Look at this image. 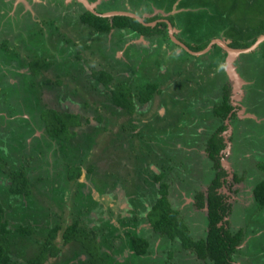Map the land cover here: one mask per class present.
<instances>
[{
	"label": "rangeland",
	"instance_id": "obj_1",
	"mask_svg": "<svg viewBox=\"0 0 264 264\" xmlns=\"http://www.w3.org/2000/svg\"><path fill=\"white\" fill-rule=\"evenodd\" d=\"M39 1L45 2V5L51 6L52 9L57 6L64 10L66 8L74 11L82 10L79 0H0V39L7 38V36L14 34L18 28H22L25 30L21 38L22 43L16 41V34L11 40L12 43L16 42L17 45L21 43L24 47L23 51L30 56L37 52H41L39 55L44 56L46 54L49 56L50 51L46 52V50L52 44L53 46L49 50L53 49L56 52V60L58 61L65 56V54L61 56L58 49L63 42L61 40H59L60 44L57 42V37L62 35L60 32L70 34L79 28H75V30L73 26H68L69 22L61 17L52 18L55 21L51 22V16L47 17L43 14L45 8L40 4L34 5V2ZM110 1L88 0L87 2L90 6L98 9L104 8L105 5H107V9H111L115 1H111L109 4ZM168 1L166 0L167 4L161 3L160 15H168L173 12L177 15L178 21L184 19L183 10L187 9L177 7V0L171 4ZM214 2L219 7L216 8L217 11L214 9ZM32 5L34 6L32 7ZM168 6L170 11L167 9ZM128 7H130L129 4ZM194 7L197 10H193V14H204V18L208 17V19L202 23L194 24L191 40L205 38L210 32H214L216 33L214 38H220V41L226 43L230 41L231 36H238L240 30H242V36L246 38L257 26H259V31L256 36L264 33V20H262L264 19V0H209L204 2L200 0L195 3ZM28 9L37 12L38 22L31 21L29 13L25 12ZM127 11L132 12L131 10ZM151 11L152 13H150ZM151 11L144 10L143 12L145 15L153 17L156 10ZM213 18L218 20L217 24H210ZM58 26L59 28H57ZM246 27L252 31L243 30ZM55 29L57 31L53 32ZM179 31L181 32L180 28ZM84 33L87 32L80 29L78 35L73 34L76 41L69 42V48L74 51L80 50L82 58L86 57L85 51L94 52L92 57L96 58V62L89 58H86V62H82L83 64L79 62L83 71V76H80L81 85L87 86V79H89L88 75L91 70L98 68L108 72L119 68L122 71L121 76L126 75L135 78L132 84L134 92L138 88L144 87L147 80L152 81L161 74H164V77L160 79L159 91L154 93L152 101L143 105H136L133 114L121 112L117 115L110 112L109 107L111 106L101 108L107 100L103 93L99 95L92 91L86 94L82 92L81 96L74 97L69 88L73 87L75 80H71L69 76L68 81H66L67 78L61 73L60 76L64 78L65 83L60 85L61 87L52 85L54 94H50L48 89L42 87L44 90L42 94L46 98L50 97L53 100L51 104L57 108L61 104L56 95L58 94V87H60L59 92L63 88L67 90V98L77 102V107L80 108L85 118H80V126L71 128L76 132V135L70 139V146L65 147L67 148V151L65 150L67 155L64 157L58 154L59 158L56 156L54 159L53 151H57L55 147L53 146V149L48 152L40 145L41 153L36 152L35 155L32 154V159L28 158L30 145L33 143L30 135L23 140L22 146L19 144L21 148L17 144L16 150L10 148L8 152L10 155H5L10 157L16 152L15 157H23L25 163L30 164L34 157L40 161L42 159V167L37 168V174H40L42 179L36 180L33 176L30 177L35 181L31 180L30 195L27 197L11 195L9 192L5 196L6 192L3 190L7 187H4V184L8 185L10 181L5 174L6 172L0 173V204L5 210L3 215L9 219L12 226L27 220L26 223L31 229L29 234H21L17 230L12 231L9 254L13 264H26V261L35 255L40 249V244L44 242L45 230L56 223L60 225V229L57 231L54 244L58 246L59 252L56 256L48 255L42 264H90L88 259L90 255L80 241L64 244L61 238L65 226L70 224L74 217L80 215L81 219H79L78 224L83 229L94 227L95 231H98V226L101 225L104 233L107 229L112 228L114 229L113 233L117 232L115 236L119 235L122 238H124V232L130 228L129 225L125 224L126 218L136 216L141 220L133 226L135 231L137 230L135 233L149 239V249L146 255L132 254L127 248L116 253L117 249L105 244L104 241L100 244L94 242L92 247L94 246L96 257L99 259L98 264H212L210 261L197 259L192 251L183 249L177 240L170 241L153 233L147 221L143 220L149 205L157 196V183L151 177L157 173L158 169L165 170L164 181L169 186L167 198L171 206L179 211V215L187 224L192 238L203 236L206 230V210L195 207L192 195L198 188L206 187L204 184L208 180L204 177L211 172L203 148L208 136L214 131V129L212 132L210 130L211 122L217 121L216 118L212 117L213 119H211L207 115L214 102L220 98V91L213 88V84L216 82L214 79L219 80L217 84L229 83L234 104L238 105V102H243V105L248 106L249 110H253L252 105L256 104L257 109L264 110V73L259 81H256L257 76L253 80L250 75L246 74L249 70L245 69L248 58L246 57L241 61L237 59L239 71L237 64L234 63L235 56L231 63L233 70L240 76L238 81L228 71H225L226 75L223 72V74L215 75L212 66L208 67L210 64H206V62L211 63L208 59L210 56L208 52L199 55L201 62L190 60V56L186 54H179L175 57L172 56V53H175L177 47L168 40L163 41V46L166 48L165 53L168 52L167 57H163L161 52L157 53V49L156 51L150 50L151 46L148 45V41L143 40L149 50L146 49V54L141 55L139 72L134 66L136 64L135 57L128 65L113 58L112 53L116 48V43L109 40V35H96L95 38L92 36L91 47L86 48L82 39ZM117 35L118 37L121 36V34ZM263 45L262 47L260 45L255 46L250 50H254L255 56L253 57L256 60L259 57L261 62L264 60ZM114 53L116 56L121 55V48L116 49ZM124 53L126 56L128 55L127 51ZM135 56L139 57L136 54ZM10 58H14L16 64L25 62L24 58L19 59V57H14L8 53L4 54V62ZM203 58L205 61L202 60ZM66 60L67 58H63L62 63H65ZM164 60H166L164 65L157 66L158 62ZM9 64L12 66V62ZM224 68H226V64ZM158 69L161 71L159 75L157 74ZM261 69H264V66L258 64L257 72ZM52 70L51 64L45 74L52 77ZM250 73L254 74L255 71L252 70ZM211 74V77L208 76ZM22 76L19 86L24 87L25 93L30 90L35 92L41 90L40 86L38 88L40 74ZM66 76L68 75L66 74ZM18 79V75L8 74L6 71L3 83H7L5 81L17 82ZM177 84L179 88H177ZM254 87L258 88V91L260 88L258 100L253 98L250 93ZM10 99L14 100L13 97ZM27 101L28 98L25 97L24 102ZM83 101H86L88 106H83ZM28 104H31V101ZM93 105L101 109L99 111L108 119L107 121L103 120L96 123V118L93 117L95 113L92 112ZM243 105L237 111L238 116L240 118L253 116L252 112H244L245 107ZM72 107L74 108V106ZM18 108H20L19 104H17ZM197 111L202 112L199 114L201 118H197ZM16 116L17 114L14 117L17 118ZM183 116L192 122L190 128H184L179 124V119H182ZM86 117L89 118L90 122L86 121ZM10 120L0 117V128L6 129ZM12 120L15 121V119ZM260 120L263 122L264 119ZM134 121L139 122L136 124L143 132V137L139 138V141L135 136L129 138L127 131L119 129L121 124H134ZM244 123L247 126L242 125L240 121L233 126L235 132L233 141L236 145L232 152L231 147H227L223 159H226L229 165L233 160H236L233 165L236 164L234 166L239 168L238 171L243 169L246 176L243 177L244 181L236 187L238 186L239 198L245 203L251 202V195L248 194L253 184L252 181L258 175L264 176V171H259L256 164V162L264 159V123L260 129H258V125V128L254 126L258 123L252 119H246ZM230 131L231 128L228 127L225 130L226 133L223 132V136L228 139ZM248 150L249 152H245ZM230 153L231 156L229 157ZM63 158H66V161L67 159L79 160L82 169L80 181L84 182V186L78 183V179L65 180L66 170ZM0 161L3 164V161ZM222 163L225 162L222 160ZM12 164L13 161H8L7 164L4 162V168H14ZM228 169L231 170V167ZM205 170L208 172L205 173ZM255 170L258 171L257 175ZM229 193H232L233 196L237 195L233 193V190ZM244 203L236 201L233 204L228 226L231 229L242 227L246 231V227H248V229L251 228L252 232L247 233L245 241L239 247L241 249L235 253L234 257L237 256L240 264H264V208L260 209L257 205ZM96 239L99 240L100 236L97 235ZM123 241V239L120 240L115 237L112 243L120 245ZM101 257L104 259V263H102Z\"/></svg>",
	"mask_w": 264,
	"mask_h": 264
},
{
	"label": "trees",
	"instance_id": "obj_2",
	"mask_svg": "<svg viewBox=\"0 0 264 264\" xmlns=\"http://www.w3.org/2000/svg\"><path fill=\"white\" fill-rule=\"evenodd\" d=\"M174 1L176 0H169L168 3L171 4ZM198 1L200 0H177V7L187 9L185 11L183 10L185 17L182 20L178 21L177 15L175 13L168 14V19L170 23L174 24L176 20L182 26V29H184V31H187L190 34L189 37H191V34L194 33V31H192L194 29V24L202 23L203 21L208 19V17L206 16V19L204 18V14H193V10L189 9L191 6L194 7L195 3H197ZM202 1L204 2L209 0ZM127 2L130 5L127 10H135L138 12H141L143 9L151 11L155 9V7L161 8L162 2L167 4L166 0H127ZM214 6L215 11H217L216 8L219 7L215 5V2ZM104 8L102 7L100 10L102 11L110 9H107V5H105ZM169 8L170 7L168 6L167 9ZM145 13L147 14V12ZM150 13H152V11ZM154 15L155 16L153 17L149 16L151 18L148 17L145 20L157 19V13H155ZM78 18H80L83 23L90 25L96 30L102 31L104 34L107 33L110 28L113 27L116 29L127 27L130 30H135L137 33H141L146 37H149L152 33L159 34L162 31L164 32L163 35H165L164 27L166 26V23L164 21H157L152 26H149L142 24L137 19L129 15L121 14L111 17L110 24L108 19L99 17L85 8L81 12V14H79ZM217 22L218 20L216 18H213L210 24H217ZM161 27H163V29H161ZM258 29L259 26L254 28L253 31L250 28H244L243 30L252 31L250 34L247 35L246 38L242 36V30H240L238 36L243 38V41L237 39L238 36H234L230 46L237 48L248 46L249 44H251V42H253L255 35H257L256 33L259 31ZM56 31L57 29H55L53 32ZM59 39H61V37H59ZM208 40L209 37L197 42L196 45L192 48L194 50L202 49L207 45ZM261 43L259 45L262 47L264 43ZM62 49L63 50L61 51L64 52L63 54H65V56H63L62 59L58 61L55 59L56 62L45 61L44 56H39L40 58H36L34 59V61L31 60L29 62H26V65L28 66L31 75L40 74L42 70L48 69L52 64L55 76L53 79L49 78L51 79L50 85L55 84L57 86H62L65 83V80L64 78H62V76H60V73L64 74V77L66 78L72 76V79H74L75 82H77L78 79L80 80V76H83L82 68L81 66H79L80 56L74 52L75 56L73 57L72 53L74 50L70 49L68 45H65ZM253 52L242 53L240 54L238 59L241 61L242 59L247 57L248 61L245 65V69L255 71V75L259 80L261 79V75L264 73V69H261L259 72H257V68L258 64L262 67L264 66V60L262 62L261 60H259V58L256 60L255 57H253ZM212 54L215 56L216 51L212 52ZM63 58H67L65 63H62ZM222 58L223 55L219 56V60L215 58V60L217 61L216 64L222 63ZM53 62L55 63L53 64ZM234 63L238 65L237 60H235ZM66 74L68 76H66ZM90 74L91 80L93 81H91V84H87L88 87L83 84L81 86L82 90L79 91L78 94L76 93V95L81 96L82 92L86 94L90 93L91 91L96 92L99 95L103 93V95L106 96L107 100L110 101V104L116 106L109 107L110 112L112 114L117 115L121 112H126L129 114L133 112L135 101L141 104L150 101L154 96L159 81H161L160 79L164 77V74H161L159 77L157 76V78L153 79L152 81H146L144 87L138 88L137 91L134 92L132 86H128L127 84L121 82L115 84L114 87H111L110 84H112V79L115 76V74H112V72H108L102 68H98L92 69ZM26 76L29 75L26 74ZM43 78L45 79L48 77ZM125 79L129 80V78ZM34 82L36 83V80H34ZM38 85L40 86L39 82ZM60 87H58V90H60ZM74 88L69 89L70 91H73ZM220 91V98L219 100L214 102V105L211 108V112L212 115L217 116L220 120H223L224 118H226L229 112H231L233 107L229 101V87L223 84ZM257 91L258 89L256 88V93L260 92V88L259 91ZM35 94L38 96V92H35L33 90H30L28 91V93H26L28 97ZM83 106H88L86 101H83ZM119 108L121 110H119ZM92 112L95 113L93 117L96 118V121L98 123L102 122L103 120H108L103 115H101L98 110L96 111V108H93ZM231 115L232 118H234L235 114L231 113ZM78 118V114H73L71 111L57 112L54 109H49L47 113H43V119L45 123L44 132L46 134V137L45 135H43L44 139L34 140V142L30 145L28 158L32 159V154L35 155L36 152L41 153L40 145H42L44 149L48 152L49 150H52L54 146L57 150L53 151L55 154L54 159L56 158V156L57 158H59L58 154H60L61 157L67 155V148L65 147L70 146L69 141L76 134V132L71 128H75L80 125ZM17 123L18 125H15L14 128H11L9 130V139L17 142L18 145L21 144L22 146L24 135L25 133L31 130V127H28L27 123H24L23 118L17 119ZM135 128L136 126L132 123H129L128 125L121 124L119 127L120 130H125L130 135L135 133L134 131H131V129ZM136 134L141 135V130H139V132ZM223 145L224 144L222 142V137L219 136L216 131L212 132L211 135L208 136L206 143L204 144L206 155L212 162L211 172L207 173V175L204 177L206 180H208V193L206 198H204L202 193H197L195 195L196 206L198 208L202 207L205 204V201L207 204L208 229L204 238L194 240L190 235L188 226L183 221V219L178 216V211L170 206V203L167 199V184L166 182H164L165 173L162 171L160 173L154 174L151 177L153 181L158 185L156 190L157 196L149 205L147 212L143 217V220L149 223L151 229L154 232L163 235L165 238L171 241L177 240L183 249L193 248L199 258L205 260L207 259L212 264H236L233 254L236 253L237 247L242 243L245 234L243 233L242 229H238L235 232H231L227 227L224 226L226 222L222 221L223 215H225L229 210V206L225 204V201L222 199V196L219 193L217 194L216 191V189L221 186V184L225 181L226 171L224 168L221 167L219 160V151ZM1 152L3 151L1 150ZM5 155L7 156V154ZM63 159L65 163L64 167L66 170L65 180L71 181L74 179H78V183L84 186V182L80 181L82 170L79 160L77 159V161L74 159H67L66 161V158ZM39 166L42 167V159L40 161V159L37 160L34 157L30 165L29 163H26V169L24 167L18 170L13 169L8 175V177L10 178V183L8 184L7 188L9 193L11 195H22L26 197L30 195V185L32 182L31 180L33 179L28 176L27 172L29 171V168H32V170L35 172V175L33 177L36 180H40L42 179V177L40 174H37V168ZM257 167L264 170V161L257 162ZM235 179H239L237 175H235ZM253 193L257 203L260 206H264V179L254 185ZM4 213L5 210L0 204V264H13L9 254L11 245L10 235L12 231L17 230L21 234H29L31 232V229L26 223L27 220L26 222L23 220L22 222L24 223L19 222L18 224H16V226L10 225L9 219L6 218L5 215H3ZM140 220V218L133 216L131 218H126L125 224L132 225L133 228V226L137 225L138 221ZM78 221V217H75L70 224L65 226L64 230L61 233L62 242L65 244L72 241H80L87 250L88 254L90 255L88 258L90 264H98L97 261L99 259L98 257H96L97 255L94 251V246L92 247V243L96 242L100 244L102 243V241L106 242L107 236L104 235L112 234L114 229L112 230V228H109L106 230L105 233L101 231V229L99 230V232H97V230L95 231V229H92L89 233V231H85L82 227L79 226ZM219 222H221L220 225L218 224ZM59 229L60 225L56 223L45 230L46 237L44 239V242L40 244V249L37 250L35 255L26 261V264H42L43 261L48 257V255H57V253L59 252V248L57 245L54 244V239ZM131 230L132 229L127 230V233L129 235H127L126 237L128 238L127 240H124L122 244L124 246H128L129 249L132 250V253L135 255L146 254L149 247V241L145 237L137 235L135 231H132V234H130ZM97 235L101 237L103 236L104 238L102 237V239L98 241L96 239ZM101 260L103 263L104 259L102 257Z\"/></svg>",
	"mask_w": 264,
	"mask_h": 264
},
{
	"label": "flooded vegetation",
	"instance_id": "obj_3",
	"mask_svg": "<svg viewBox=\"0 0 264 264\" xmlns=\"http://www.w3.org/2000/svg\"><path fill=\"white\" fill-rule=\"evenodd\" d=\"M79 2L82 5V10H79L78 9V11H74L72 9H67V8L64 10V9L59 8L57 6L53 7V9H52L51 6L45 5V2H43V1L34 2V5L40 4L41 6H43L45 8V10H44L45 13H43V14L45 16H47V17L51 16V22H54L55 21L52 18L55 19V18L61 17L64 20H67L69 22V25L68 26H71V27L73 26L74 29L75 28H79V30L82 29V30L86 31L87 33H84V37H82L83 42H84V47H86V48H90L91 47V43L93 42L91 40V37L92 36L95 38L96 35H105V36L109 35V40L116 43L115 50L121 48V55H119V56H116V54L114 53L115 50H113V53H112L113 58L115 60L121 61L123 64H126L127 63V65H128V64H131V62L133 60V57H135L136 58V64L134 66H135V68H137L139 70V72H140L141 55L146 54V52H145L146 49L149 50V47L146 45V43H143V40L148 41V45L151 46V49L150 50L156 51V49H157V53H160V52L163 53V55H162L163 57H165V56L167 57L168 56V52L165 53L166 52V48L163 46L164 45L163 44V41L165 42L166 40H168L169 42H171L172 45H175L177 47V50H175V53L174 52L172 53L173 54L172 56H175V57L178 56L179 54H186L187 56H190V60H192V61L193 60H195V61H198L199 60V62H201L199 55H201V54H203L205 52H208V54H210V56L208 57V59L210 60L211 63L206 62V64H210L208 67L212 66V70H214L213 72H214L215 75L216 74H221L222 72L225 73V71H228L226 68H224V65L225 64H226V67H227V56H228V51L224 47V45L225 46H228L230 48H235V49L237 48V47L230 46L231 45V42H232V40L234 38V36H231L230 41H227L226 43H224V42L220 41V38H217V37L214 38V35L216 33L210 32L207 36H205V38H202V39L199 38L198 39L199 41H201V40H204V39H206V38L209 37V40H208L207 45L205 47H203L202 49L194 50L192 47H194L196 45V43L199 42V41L198 40H195V41L194 40H191L190 37H189L190 34L187 31H184V29H182V26L175 19H174L175 20V23L174 24H171L170 21H169V19H168V15H160V14H157V19L145 20L146 18L149 17V15H145L144 12H143L144 10H142L141 12H138V11H135L134 10V11H132L133 14H131V15H129V14H123V15H129V16L135 18V19H137L136 16H138L139 18H142V20H143V21H139L137 19L139 22H141L144 25H149V26H152L157 21L158 22L159 21H164L166 23V26L164 27L165 28V35H163L164 32L162 31L159 34L158 33H155V34L152 33L149 37H146V36L142 35L141 33H137L135 30H130L127 27H124V28H121V29H116V28L113 27V28H110L109 31L104 34L102 31L96 30L95 28L91 27L90 25L83 23L80 20V18H78L79 14H81V12L83 11V9L84 8L85 9H88L93 14H95V15H97L99 17H103V18L108 19V21H109L110 24H111V17H113L115 15L116 16L117 15H121V14H112L110 11H113V10H111V9H109V10H102L101 11L97 7H93V6L90 7L89 6L90 4L88 2H87L88 5L84 4L80 0H79ZM34 5H32V7ZM25 12H28L29 13V16H30L31 21H33V22H38L39 21V17L37 15V12L36 11H32L31 9H28ZM107 12H110V14H108ZM153 16H155V15H153ZM149 18H151V17H149ZM57 28H59V26ZM179 28H180L181 32L179 31ZM161 29H163V27H161ZM79 30H77L76 32H71L70 34L67 33V32H61L62 35H59L57 37L58 44H60V41L59 40L63 41L62 44H61V46L58 48L60 50V55L61 56L64 53V52L61 51V50H63L62 48L65 45H68L69 46V42L75 40V38L73 37L74 36L73 34H77L78 35L79 34ZM19 32H21V33H19ZM24 33H25V30H23L22 28L21 29L18 28V30L15 31L14 34L7 36V38H4L3 37V38L0 39V117H4L5 119H11L10 122H9V124L6 126L7 127L6 129H1L0 128V160L3 161V164L0 161V169L2 168V170L0 171V173L3 174V173L6 172L5 174H6L7 177L11 173V171L13 169L18 170V169H21L23 167L26 169V163H25L26 161L23 160V157H19V156L18 157H15V153L16 152L13 153L12 156H10V157H6L5 156V154H7V156L10 155L8 153L9 150H10V148H14L16 150V146L18 144L17 142L9 139L10 138L9 130L11 128H14L12 126L18 125L17 119L23 118L24 119V123H27V126L28 127H31V130L29 132L25 133L24 139L25 138H28V136L30 135L32 137L31 140H33L32 142H34V140H42L43 135H45V137H46V134L44 132L45 131V123H44V119H43V113H47V111L49 109H54L57 112L71 111L73 114H78V117H79L78 119H79L80 125H81V119L80 118H83V119L85 118L82 115L80 108L77 107V102H73L72 100H70V99L67 98L68 91L65 90L64 88L60 92L57 89L58 94H56V95L59 97L60 102H61L60 107H58V108L55 107V106H53V104H51L53 100H51L50 97L46 98V96H44V94H42L43 91H44L42 89L43 86H44L45 89H48L49 90L50 94L51 93L54 94V89H53L52 85H49L50 80L53 79L54 76H55V72L53 70L51 72L52 77L47 76L45 74V72H47V69L42 70L41 71L42 73L40 72V75H41V78L42 79L41 78L39 79V83H40V86H41V90L38 92V96L35 94V95H32L31 98H30V96L28 97V95H26V93L24 92V87L19 86V84H21L20 83V79L23 78L22 75H24V73H25V75L27 74L29 76H37V75H31V73H30V71L28 69V66L26 65V62H29L31 60L34 61V59H36V58L43 57L42 55H39L41 52H37L35 55L30 56V55H27V53L25 51H23L24 50V47H22V45H21V43H22L21 38H22V35ZM115 33H116V35H114ZM15 34H16V41H20L21 42L20 45H17L16 42L15 43H12L11 42V40L13 39V36ZM18 34H21V36H18ZM117 34H121V36L118 37ZM258 36L255 35V38H254L253 42H251V44H249L248 46H246V47H239V48H249V49L247 51H242V52H239V53L235 54L236 60L239 58L240 54L246 53V52H253L254 50L253 51H250V50H252L255 46H259V44L261 43V41L260 42H257ZM59 37H61V39H59ZM140 37H142L143 40H139ZM238 37H237V39L243 41V38H241V37L238 38ZM84 39H85V41H84ZM263 40H262V42H263ZM52 46L53 45L50 44L49 47L46 50V52L50 51V55L47 56L46 54H44V57H45L44 60L45 61L51 62L52 59H57L56 58V56H57L56 52L53 49L49 50L50 48H52ZM125 51H127V53H128L127 56L124 53ZM214 51H216L215 56L212 54V52H214ZM74 52L77 53L80 56L79 62H81V63L82 62H86V58H89L91 60H95V62H96V58L95 57H92L93 56L92 54L94 52H87V51H85V56H86L85 58H82V54H81V51L80 50L73 51V53H72V56L73 57L75 56V53ZM6 53L11 54L14 57L17 56V57H19V59H23L24 58L25 59V62H21V63L16 64L14 58H10V60H7V62H4V60H5L4 59V54H6ZM135 54L138 55L139 57H136ZM170 54H171V52H170ZM253 54L255 56V52H253ZM221 55H223V58L221 59L222 60V63L216 64L217 61L215 60V58L217 60H219V56H221ZM204 59L205 58H203L202 60H204ZM165 61L166 60H164L163 62H158L157 63V66L160 67V66L164 65V62ZM214 61H215V63H214ZM9 62H12V66H10ZM248 64H250V63H248ZM237 67H238V65H237ZM220 69H221V71H220ZM237 69L239 70V67ZM114 70H115V73H114ZM114 70L113 71H110V72H112V74H115L114 78L112 79V84H110V86L111 87H114L115 84H118V83L121 82V83L127 84L128 86H132V89H133V85L132 84L135 81V78L133 79V78H130L129 76H126V75H122L121 76V72L122 71H120L119 68L117 70L116 69H114ZM6 71H7L8 74L18 75L19 76L18 81L17 82L16 81H14V82L5 81L7 83H3V77H4V74H5ZM251 71L252 70L247 71L246 74L250 75L252 77V79L255 80L256 75H254L255 73L254 74L253 73H250ZM160 72L161 71L158 69L157 70V74L159 75ZM236 74H237V72H236ZM90 75L91 74L88 75L89 79H87L88 84H91V76ZM117 75H118L119 78L117 77ZM225 75H226V73H225ZM208 76L211 77L212 74L211 75H208ZM43 77H48V78H45L44 79ZM70 77H71V80H74V79H72L73 78L72 76H70ZM49 78H51V79H49ZM125 78H129V80H126ZM239 79H240V76H239ZM78 80H77L78 83L74 81L73 87H70L71 89L75 87L73 89V91H70V89H69V91L71 92V94L74 97L75 96H78V95H76V93L78 94V92L82 90L81 89V86L82 85L80 83V80L79 81ZM214 80L216 82L213 84V88L218 89V91L221 90L223 84L229 87V101H230V103H231V105L233 107L232 110H231V112H229V114L223 120H220L217 116L212 115L211 110H209V112H207V115H209L211 117V119H213L212 117H214V119L215 118L217 119V121L215 120V122H211V125H210L211 126V128H210L211 132L214 129V131H216L218 133V135L222 137V142L224 144L222 146V148L220 149V151H219V154H220L219 160H220L221 167L224 168L225 171H226L225 181L221 184V186H219L216 189V191H217V194L219 193L222 196V199L225 201V204L229 206L228 212L225 215H223V218H222V221L223 222H226L224 226L227 227L231 232H235L238 229H242L243 230V233L245 234L244 235V238H243V241H242V243H243L245 241L247 235H248L247 233L252 232L251 228L248 229V227H246V229L248 231L247 232L242 227H238L236 229H231V227L229 228L228 225H229V216H230L231 211L233 209V204L236 201H239L240 203H244V201H242V199L239 198L240 195H238V193H237L238 192L237 191L238 190L237 187L240 185V183H242L244 181V178L243 177H245L246 175L244 174L243 169H241L240 171H238L239 168L235 167L236 164H234L235 166L233 165V163H235L236 160H233V162L229 165L227 163L226 159H223V158H225L224 153H225V150L227 149V147L228 148L231 147V152H232L234 146L236 145L234 143V141H233V137H234V134H235L234 127L233 126L236 125L237 123H239V121L242 122V125L243 124L245 125L244 120H246V119H252L256 123H258V124L254 125V126L256 128H258L257 127V125H258L259 126L258 129H260L261 125L264 123V120H263V122H262V120H260V119H264V110L257 109V105L256 104H253L252 105V107H254L253 110H251V109L249 110L248 109V106L243 105V102L242 101H241L242 103L238 102V105L234 104L233 103V100H232V97H231V94L232 93H230L231 86H229V83L223 82L222 84H217V83H219V80L218 79H214ZM66 81H68V78H67ZM147 81H151V80H147ZM256 81H259V80L256 79ZM38 88H39V85H38ZM177 88H179V85L178 84H177ZM157 91H159V86L158 85L156 87L155 93ZM220 92H219V96H220ZM250 93L252 94V97L253 98L259 99L258 94L260 92L259 93H256V88L255 87H254V90H252ZM11 97H13L14 100L13 99H10ZM25 97L28 98V101L26 103L24 102ZM30 101H31V104H28V102H30ZM150 101H152V99ZM150 101H147V102H145L143 104H146V103H148ZM256 103H257V101H256ZM17 104H19V106H20V108H18V109H17ZM24 104H25V106H24ZM143 104L136 102L134 104V110H133V112L135 111V106L136 105H143ZM242 105H243V107H245L244 112L245 113L252 112L253 116H248V117L244 116V118H240L238 116V114H237V111H238V109L241 108ZM72 106H74V108ZM93 106L94 107H92V109L93 108H96V111L97 110L98 111L101 110L100 108L96 107L95 105H93ZM106 106L107 107L108 106L116 107V106H113L112 104H110V101L109 100H106V103L105 104H102V107L101 106L100 107L101 108H105ZM119 110H121V109L119 108ZM133 112H131L130 114H133ZM200 113H202V112L201 111L200 112L197 111V115H198L197 118H201V116H199ZM231 113H234L235 114L234 118H232ZM15 114H17V116H16L17 118L14 117ZM127 114H129V113H127ZM6 115H8V116H6ZM167 115H168V113H167ZM12 119H15V121L12 120ZM35 121H37L39 124L36 123ZM86 121H89L90 122V120H89L88 117H86ZM179 121H180L179 124L181 126H183L184 128H190V123H192L185 116H183L182 119L180 118ZM96 123H98V122L96 121ZM136 123H139V122L138 121H134V125L136 126V128L135 129H131V131H134L135 133H133L131 135L129 134V136H130L129 138H132V136H135L138 139V141H139L140 140L139 138L143 137V135H142L143 132L140 129V127H138V125ZM80 125H78V126H80ZM220 126H222V127H220ZM245 126H247V125H245ZM228 127L231 128V131H230V133L228 135V139H227V138H225L223 136V132H225V130ZM250 129H251V127H250ZM38 130H39V132H38ZM139 130H141V135L140 134H136V133L139 132ZM1 150L4 153L1 152ZM203 150L205 151L204 148H203ZM245 152H249V150L248 151H245ZM228 156L230 157L231 156V153ZM205 157L209 161V164H210L209 169L211 170L212 162L207 157L206 152H205ZM222 160L225 162L224 164L222 163ZM8 161H13L14 168L13 167L12 168L11 167L10 168H6V169L4 168V162H5V164H7ZM15 161H17L16 164H14ZM262 161H264V159ZM258 162H260V161H258ZM256 164H257V162H256ZM15 165H16V167H15ZM29 165H30V163H29ZM229 166L231 167V170L228 169V168H230ZM250 169H253V168H250ZM258 169H259V171L262 170L260 168H258ZM161 171L165 173V170L164 169H158L157 170V173H160ZM262 171H264V170H262ZM204 172L206 173L208 171L205 170ZM257 173H258V171L255 170V174L256 175H257ZM27 174H28L29 177H31V176H34L35 175V172L32 170V168H29V171L27 172ZM235 175H237V177L239 178L238 180L235 179ZM263 179H264V176L258 175V177L255 180L252 181L253 184H252L251 190H249V194H248V195H251V198H250L251 202L248 201V202H245L244 204H246V205H248V204L249 205L250 204L253 205L254 204V205H257L260 209L261 208H264V206H260L257 203V201H256V199L254 197V193H253V187H254V185L257 184V182H259V181H261ZM206 184H204L206 186L205 188H203V189L198 188L195 192H193V195H192L193 196V199H194L193 203H194V205H195L196 208H198V207L196 206V198H195V195L197 193H202V195L204 196V198H206L207 197V193H208V182ZM236 185H238V186L236 187ZM4 187H7L8 188V185L7 184H4ZM157 187H158V185H157ZM168 187L169 186L167 184V188ZM7 188H5L3 190L4 192H6L5 193V196H6L7 192H9ZM167 188H166V190H167ZM232 190H233V193L234 194H237V195L233 196L232 193L230 194L229 191H232ZM156 195H157V191H156ZM167 195H168V192H167ZM232 198H234V199H232ZM169 203H170V201H169ZM170 206H171V204H170ZM203 208H205V210H206L205 211V215H206V230H205V233H204L203 236L198 237V238H195V239L193 238L194 240H197L199 238H204L206 236V232H207V229H208L207 204H206V201H205V204L202 207H200V209H203ZM173 209H176V208H173ZM80 216H78V219H81ZM178 216L181 217L179 215V211H178ZM220 223L221 222H219L218 224L220 225ZM148 225H149V223H148ZM129 226H130L129 229H132L130 231V234H132V231L133 230L135 231V228L134 227L131 228L132 225H129ZM98 227H99V229H98L97 232H99L100 229H101V231H103V229H102L103 227L101 228V225H99ZM149 228L151 229L150 225H149ZM92 229H94V227L89 228V229H86L85 228L83 230L89 231V233H90V231ZM127 230L124 232V238H122L119 235L115 236V234L117 232H114L112 234H108L105 244H107L109 246L115 247L117 249L116 250V253L118 251H121L124 248H127L128 251L132 253V250L129 249L128 246H126V245L124 246L122 243H120V245H115L114 243H112L113 238H115V237L116 238H119L120 240H122V239L123 240H127L128 237H126V236L129 235L127 233ZM151 231L153 233H156L152 229H151ZM125 233H126V236H125ZM156 234H158V233H156ZM158 235L163 236L161 234H158ZM142 237H145L149 241V239L146 236H142ZM101 239H102V237L100 236V239L98 241H100ZM65 244H67V243H65ZM240 245L237 247L236 252H239V250L241 249V248H239ZM148 249H149V247H148ZM187 250L192 251L197 259L205 260V259L199 258L198 255H197V253L195 252V250L193 248L192 249H187ZM144 255H146V254H144ZM233 256H235V254H233ZM234 258H235L234 260H235V263L236 264H240L241 263V262L238 261L237 256L234 257ZM205 261H208V260L206 259Z\"/></svg>",
	"mask_w": 264,
	"mask_h": 264
},
{
	"label": "water",
	"instance_id": "obj_4",
	"mask_svg": "<svg viewBox=\"0 0 264 264\" xmlns=\"http://www.w3.org/2000/svg\"><path fill=\"white\" fill-rule=\"evenodd\" d=\"M81 2H83L84 4L88 5L87 3V0H80ZM111 1H115L113 4L114 6L111 8V10L113 11H110L112 14H133V12H129L127 11V8L128 7V2L127 0H111ZM110 1V3H111ZM90 6V5H89ZM91 7V6H90ZM162 8L160 7H155V9L153 10H156L155 13L157 14H160V10ZM189 9H192V10H197L195 7L191 6ZM110 12H107L108 14H110ZM106 13V14H107ZM170 13V12H169ZM173 13V12H171ZM137 19L139 21H143L142 18H139L138 16H136ZM264 39V33L259 35L258 36V39H257V42H260ZM224 47L227 49L228 51V56H227V67L226 69L228 70V72L234 76V78L238 81L239 79V76L236 74V72L233 70V66H232V63H231V60L232 58L235 56V54L239 53V52H242V51H247L249 48H230L228 46H225Z\"/></svg>",
	"mask_w": 264,
	"mask_h": 264
},
{
	"label": "crops",
	"instance_id": "obj_5",
	"mask_svg": "<svg viewBox=\"0 0 264 264\" xmlns=\"http://www.w3.org/2000/svg\"><path fill=\"white\" fill-rule=\"evenodd\" d=\"M139 40H143V38L142 37H140V39Z\"/></svg>",
	"mask_w": 264,
	"mask_h": 264
}]
</instances>
